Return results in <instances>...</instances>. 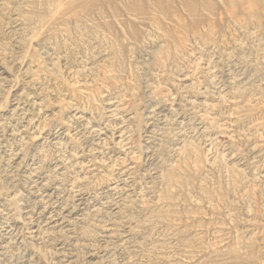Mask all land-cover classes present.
Returning a JSON list of instances; mask_svg holds the SVG:
<instances>
[{"label":"rangeland","instance_id":"374dc122","mask_svg":"<svg viewBox=\"0 0 264 264\" xmlns=\"http://www.w3.org/2000/svg\"><path fill=\"white\" fill-rule=\"evenodd\" d=\"M0 264H264V0H0Z\"/></svg>","mask_w":264,"mask_h":264}]
</instances>
